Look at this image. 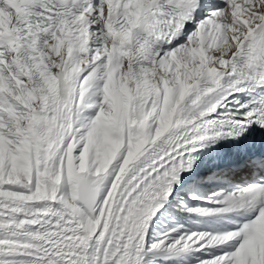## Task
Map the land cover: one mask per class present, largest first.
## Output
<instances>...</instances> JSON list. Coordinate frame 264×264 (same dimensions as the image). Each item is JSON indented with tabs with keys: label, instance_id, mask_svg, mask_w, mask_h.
I'll list each match as a JSON object with an SVG mask.
<instances>
[{
	"label": "snow or ice",
	"instance_id": "obj_1",
	"mask_svg": "<svg viewBox=\"0 0 264 264\" xmlns=\"http://www.w3.org/2000/svg\"><path fill=\"white\" fill-rule=\"evenodd\" d=\"M0 264H264V0H0Z\"/></svg>",
	"mask_w": 264,
	"mask_h": 264
}]
</instances>
